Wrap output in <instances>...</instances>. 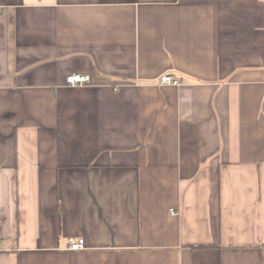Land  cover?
Returning <instances> with one entry per match:
<instances>
[{
  "label": "crops",
  "instance_id": "1",
  "mask_svg": "<svg viewBox=\"0 0 264 264\" xmlns=\"http://www.w3.org/2000/svg\"><path fill=\"white\" fill-rule=\"evenodd\" d=\"M0 264H264V0H0Z\"/></svg>",
  "mask_w": 264,
  "mask_h": 264
},
{
  "label": "built area",
  "instance_id": "2",
  "mask_svg": "<svg viewBox=\"0 0 264 264\" xmlns=\"http://www.w3.org/2000/svg\"><path fill=\"white\" fill-rule=\"evenodd\" d=\"M91 79L88 75H82V74H71L66 77L65 79V84L68 87H82L85 85L90 84ZM161 83L162 84H171V85H177V82L172 80L169 76H163L161 78ZM171 214H175L174 211H171ZM68 249L71 251H78L84 248V241L82 239H73L70 238L68 240Z\"/></svg>",
  "mask_w": 264,
  "mask_h": 264
}]
</instances>
